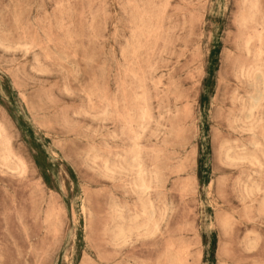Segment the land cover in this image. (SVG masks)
Masks as SVG:
<instances>
[{
  "label": "rangeland",
  "instance_id": "1",
  "mask_svg": "<svg viewBox=\"0 0 264 264\" xmlns=\"http://www.w3.org/2000/svg\"><path fill=\"white\" fill-rule=\"evenodd\" d=\"M263 75L264 0H0V264H264Z\"/></svg>",
  "mask_w": 264,
  "mask_h": 264
},
{
  "label": "bare ground",
  "instance_id": "2",
  "mask_svg": "<svg viewBox=\"0 0 264 264\" xmlns=\"http://www.w3.org/2000/svg\"><path fill=\"white\" fill-rule=\"evenodd\" d=\"M258 55H259V54H258ZM258 58H259V57H258ZM263 76H264V75H263ZM263 76H262V77H263ZM261 82H262V81H261ZM262 84H264V83H262ZM263 86H264V85H263ZM255 87H256V86H255ZM256 90H258V89H256ZM258 91H259V90H258ZM263 94H264V93H263ZM257 96H258V95L256 94V97H257ZM261 97H262V96H261ZM259 98H260V97H258V99H259ZM261 99H263V97H262ZM261 99H260V100H261ZM258 101H259V100H258ZM258 101H257V102H258ZM250 102H251V101H250ZM260 103H261V102H260ZM249 105H250V104H249ZM251 105H253V103H252ZM259 105H260V104H259ZM260 108H261V107H260ZM249 109H250V108H249ZM254 112H255V111H254ZM254 114H255V113H254ZM247 119H248V116H247ZM251 119H252V118H251ZM254 119H255V118H254ZM250 121H251V120H250ZM257 121H258V120H257ZM251 122H252V121H251ZM253 125H255V124H253ZM253 129H254V128H253ZM261 139H262V138H261ZM263 143H264V142H263ZM252 145H253V144H252ZM260 149H261V147H260ZM260 149L257 148V150H259V152H260ZM255 151H256V149H255ZM258 154H259V153H258ZM260 154H261V153H260ZM261 155H262V154H261ZM231 156H233V155H231ZM242 157H244V156H242ZM261 157H262V156H261ZM263 157H264V156H263ZM228 158H229V157H228ZM228 158H227V159H228ZM235 158H236V157H235ZM245 158H246V157H245ZM248 158H249V157H248ZM254 159H255V158H254ZM263 159H264V158H263ZM263 159H262V160H263ZM238 160H239V159H238ZM247 161H249V160H247ZM255 161H256V160H255ZM253 164H254V163H253ZM255 167H256V166H255ZM255 167H254V168H255ZM262 169H263V167H262ZM258 170H259V169H258ZM263 170H264V169H263ZM256 175H257V174H256ZM139 181H140V179H139ZM139 183L141 184V182H139ZM142 184H143V183H142ZM255 186H256V185H255ZM142 187H143V186H142ZM142 187H141V188H142ZM250 188H251V187H250ZM253 188H254V187H253ZM254 190H255V189H254ZM248 192H249V189H248ZM250 194H251V193H250ZM126 235H127V234H126Z\"/></svg>",
  "mask_w": 264,
  "mask_h": 264
}]
</instances>
